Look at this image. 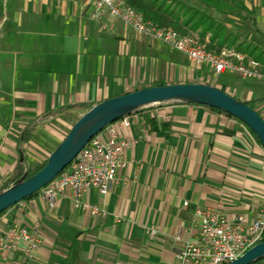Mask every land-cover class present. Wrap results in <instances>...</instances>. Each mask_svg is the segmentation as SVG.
Listing matches in <instances>:
<instances>
[{"label":"crops","instance_id":"crops-1","mask_svg":"<svg viewBox=\"0 0 264 264\" xmlns=\"http://www.w3.org/2000/svg\"><path fill=\"white\" fill-rule=\"evenodd\" d=\"M242 2L251 11L243 40L264 50V0ZM204 66L109 13L96 16L84 0H0V189L22 150L30 167L36 153H51L33 143L39 131L60 143L93 105L158 81L202 82ZM245 80L252 84L239 99L264 118V79ZM144 109L119 123L130 142L119 183L106 196L92 188L85 197L106 214L75 209L70 193L51 212L37 195L22 216L39 220L36 258L2 253L0 264H174L177 230L198 237L197 207L252 213L261 206L264 149L244 124L194 103ZM13 215L0 221V235Z\"/></svg>","mask_w":264,"mask_h":264},{"label":"built area","instance_id":"built-area-1","mask_svg":"<svg viewBox=\"0 0 264 264\" xmlns=\"http://www.w3.org/2000/svg\"><path fill=\"white\" fill-rule=\"evenodd\" d=\"M84 2L93 7L96 16L109 13L121 19L136 35L157 39L185 54L198 66H210L211 72L202 78V82L215 84L216 78L226 72L243 79H264L262 61L235 48L208 49L195 34L183 35L173 27L159 26L145 19L126 0ZM119 123L129 125V116L107 125L81 150L67 171L40 190L38 195L47 210L54 212L60 199L70 193L75 209L94 215L106 214L104 207L91 205L85 197L92 188L106 196L120 181L119 173L126 166L125 151L130 142L120 137ZM261 203L260 207L253 206L252 213H225L197 207L192 225L197 227L198 237L186 239L183 228L177 230L173 236L177 245L174 264H229L241 257L264 238V199ZM34 205L30 198L19 202L13 209L12 222L0 235V254L21 252L29 259L36 258L42 243L39 220L27 223L22 218ZM184 205L188 206L189 202ZM155 234L156 229H150L149 235L153 237Z\"/></svg>","mask_w":264,"mask_h":264},{"label":"water","instance_id":"water-1","mask_svg":"<svg viewBox=\"0 0 264 264\" xmlns=\"http://www.w3.org/2000/svg\"><path fill=\"white\" fill-rule=\"evenodd\" d=\"M163 102L194 103L222 110L245 123L264 147L263 116L245 101L217 86L206 83H172L143 87L105 99L84 112L48 155L44 167L0 192V214L52 182L107 125ZM23 159L24 155H21V161ZM263 258L264 241H261L229 264H252Z\"/></svg>","mask_w":264,"mask_h":264},{"label":"trees","instance_id":"trees-1","mask_svg":"<svg viewBox=\"0 0 264 264\" xmlns=\"http://www.w3.org/2000/svg\"><path fill=\"white\" fill-rule=\"evenodd\" d=\"M126 1L129 5L134 7L141 14H143L145 19L150 20L158 24L159 26L173 27L183 35L196 34L200 38V40L206 44L208 49L220 50L222 47L225 46L230 48H235L264 63V50H262L258 45H254L245 40H242V34L240 32L232 29L230 26L227 25L226 22L221 20L219 17L209 13V9H214L218 12L228 13L231 16H242V15L251 14L250 9L242 2V0H126ZM186 83H205V82H186ZM167 84L169 83L165 81H158L154 85H167ZM206 84L211 85L210 83H206ZM245 102L249 104V102L247 101ZM203 106H206L214 111L222 113L233 119H236L240 123L244 124L251 132L254 139L263 147L260 139L245 123H243L236 117H233L232 115L222 110L207 105H203ZM142 110L145 109H141L140 111ZM24 140H27L26 136ZM21 153L22 155H24L23 150ZM46 162H47V158L42 162L38 163L37 165L30 167L26 163L25 158L22 161L20 158L16 174L5 181L4 185L0 189V192L8 189L12 184L16 183L19 180L29 178L37 171H39L42 167H44ZM68 168L69 167H67L63 172L67 171ZM39 192L40 191L35 192L27 199L37 196ZM16 207L17 204L10 207L2 214H0V221L3 219L5 214H7ZM262 241H264V238ZM261 260H258L252 264H258Z\"/></svg>","mask_w":264,"mask_h":264},{"label":"rangeland","instance_id":"rangeland-1","mask_svg":"<svg viewBox=\"0 0 264 264\" xmlns=\"http://www.w3.org/2000/svg\"><path fill=\"white\" fill-rule=\"evenodd\" d=\"M209 13L219 17L221 20H223L224 22L228 23L230 25V27L233 28L235 31H237V29H240V31H239L240 33L242 32V34H243V30L246 32V24H245V22L247 20V16L246 15H243L244 18L241 17V19L238 20L237 18L232 17L228 13L218 12V11H216L214 9H209ZM243 39H245V37H242V40ZM173 53L175 55L177 54L176 52H173ZM204 69H205V71H207L206 74L211 72L210 66H208L206 64L204 66ZM233 75L234 74L229 73V72H227L226 74L223 73V74L219 75L216 78V82H215L214 85L224 89L229 94L239 98V92L241 90H244V89L248 88L249 85L252 84V81L251 80H245V79H242V78L237 79ZM228 86H230V87H228ZM65 135H67V134L63 133V136H65ZM33 143L36 144L39 147L47 146V148L42 149L47 154L50 151V149L53 150L59 144V142H57L55 139H53L46 130L39 131L36 134V137L33 139ZM50 145H53L54 148L52 146H50ZM35 156H36V158H33L31 160V165L32 166H35L40 161L45 160L44 156H42L39 153H36ZM16 172H17V170H15L10 177H13L16 174ZM258 264H264V259H262Z\"/></svg>","mask_w":264,"mask_h":264}]
</instances>
